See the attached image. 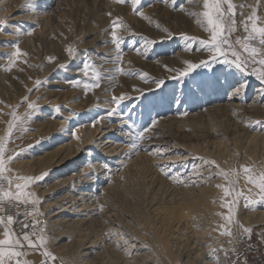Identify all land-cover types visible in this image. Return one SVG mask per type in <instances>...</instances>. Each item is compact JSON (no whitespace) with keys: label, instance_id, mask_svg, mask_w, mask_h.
<instances>
[{"label":"rangeland","instance_id":"374dc122","mask_svg":"<svg viewBox=\"0 0 264 264\" xmlns=\"http://www.w3.org/2000/svg\"><path fill=\"white\" fill-rule=\"evenodd\" d=\"M0 1V19H3L0 21L2 48L6 43L11 42L14 45L13 40L9 39L17 28L23 32L24 17L26 13H30V9L25 7L29 0ZM37 3L40 17H37V24L33 27L35 32L30 36L24 34L28 39L20 46L21 51L27 54L19 57L22 76L7 79L3 86L4 94L0 96V136L6 134V121H10L7 117L12 119L13 110L17 115L27 111V105L22 104L25 96H29L30 101H35L40 111L28 124L30 131L14 133L16 139L14 143L9 144V149L19 151L23 148L25 151L13 163L51 154L56 148L71 141L73 134L70 130L76 124L92 133V140L75 150L78 158L71 160L64 170L66 172L78 169L89 159L99 166L107 164L110 172L105 169L107 177L103 182L95 180L96 190L93 191L96 196L84 198L86 206L80 214L89 218L88 229L84 232L78 231L76 226L62 229L66 235L64 242L69 241L70 247L62 251L53 250L57 246L55 234L58 231L56 227L45 222L43 228L50 238L48 249L58 258L55 264H125L128 253L124 249L136 240L134 235L141 236L138 240L143 243L153 233L163 234L160 216L162 208L175 206V202L181 199L186 189L196 191L197 179H203L208 172L205 170L204 160H214L220 168L230 162L226 157H221L220 152L250 148L255 145L253 138H256V142L264 140V85L254 75L237 72L236 77L241 82L240 94H225L223 90H213L206 86L205 81L210 79L211 73L205 68H199L198 73H193L184 81L169 79L172 73L168 72L164 65L169 68H183L186 60L198 63L208 58L209 54L202 52L197 42L180 38L182 33L197 39L207 38L208 33L196 22L198 17L188 14L203 11V0H194L191 5L187 0H176L178 5L184 7V12L179 11L172 0H142L141 10L150 20L134 14L130 4H115L112 0H37ZM109 11L112 12L111 18L107 15ZM117 16L121 17L130 29L118 30V34L124 38L123 61L120 64H117L115 59V45L110 41L111 20ZM236 19L238 28L233 35L243 36L245 33L239 26L238 15ZM157 24L160 25L159 28L156 27ZM164 29H168L174 38L167 39ZM143 37L157 41L147 58L133 50L143 48ZM69 47L74 48V57L68 55ZM185 48L188 51H185ZM159 53L166 54L158 55ZM49 57H55V60L49 62ZM85 61L92 63L103 76L100 87L89 89L87 92L83 83L93 81L91 69L87 77L80 72ZM61 65L68 67L65 69ZM118 67L132 74L117 72ZM252 67L249 66L250 70ZM255 67L259 68L258 65ZM205 72L208 74L204 75ZM140 73H147L148 81L141 79L138 75ZM80 74L83 75L81 78ZM78 78L82 83L77 87L66 82ZM155 79L166 80L165 88L156 90L155 84L151 83ZM37 80L45 83L38 91L29 92V89H34ZM121 94L131 97L123 101L122 106H137L132 118L138 127L151 119H158L155 127L146 133L151 139L140 145L144 150L139 152L130 147L128 136L121 131L122 125L110 122L105 116L106 111L112 107V97ZM57 107L60 111H56ZM97 116H105V119L93 127L92 120ZM93 141L99 144L98 149L92 147ZM106 149H110L111 153ZM158 149L165 150L163 158L156 156ZM149 151L152 152L151 155ZM87 153H91L92 157L88 158ZM122 161L128 163L125 176L127 179L123 177L117 180L118 183H113L116 181L112 175L115 170L113 163ZM161 167L167 170V174L162 172ZM214 169L216 168L213 167L212 170ZM178 179L185 181L184 183L190 180V186L177 183ZM100 187H103L101 192L98 191ZM70 190L69 193L72 194ZM101 205L103 211L100 210ZM41 207L42 205L40 212L46 221L45 214L48 212ZM256 225L260 224H254L251 228ZM191 226L188 231L180 232L179 246H194L195 233L200 227ZM112 228L119 229V235H112L105 244L112 245L114 252L108 250L109 253L104 252L86 263H79L75 241L80 239V234L83 237L88 234L98 235L102 240L106 231ZM237 237L238 241L245 236L238 232ZM187 238L194 241H187ZM233 246L234 244L230 243L226 251ZM211 249L209 248L210 257L206 256V261L209 262L215 253L218 254V251L211 252ZM30 252L32 259L41 264L43 257L40 253L31 250ZM49 264L52 262L49 261ZM187 264H194V261L190 260Z\"/></svg>","mask_w":264,"mask_h":264},{"label":"snow or ice","instance_id":"6c2138e0","mask_svg":"<svg viewBox=\"0 0 264 264\" xmlns=\"http://www.w3.org/2000/svg\"><path fill=\"white\" fill-rule=\"evenodd\" d=\"M112 2L120 5L130 4L134 14L142 19L150 20L141 10L142 0H112ZM172 3L179 11H185L183 6L176 3V0H172ZM187 3L191 5L194 3V0H187ZM25 7L30 10H35L39 5L26 2ZM202 7L203 11L199 13L190 12L188 14L198 17L196 22L208 33L207 38L197 39L194 36H189L187 33H182L180 38L188 42H197L200 46V50L209 54L208 58L198 63L186 60L184 61L185 66L183 68H169L167 65H164L165 69L172 73L169 79L184 81L185 78L193 73H198L197 70L199 68H205L211 73L210 79L205 81L206 86L213 88V90H223L225 94L230 92L236 95L240 94L241 82L236 77L237 72L254 75L260 83L264 85V18L258 16L256 8H253L251 13L240 21L239 26H242L245 35L234 37L233 34L238 28L236 19L238 13L236 12L237 5L233 3V0H203ZM107 15L111 18L112 12L109 11ZM239 15L243 16V13ZM156 27L159 28L160 25L157 24ZM119 29L130 31L128 26L123 22V19L117 16L115 19L111 20L110 28V41L115 45V59L117 64L123 61L122 44L124 38L122 35L118 34ZM164 33L167 39L174 38L173 34L168 29H164ZM15 34L18 36L27 34L30 36L32 32L23 33L17 28ZM132 34L135 35L134 32ZM142 39L144 40L143 48L138 47L133 50L138 55H143L147 58L149 52L155 48L157 41L155 39H148L147 37H143ZM160 42L163 43V40ZM12 47L14 51L7 59L9 64L14 66L19 57L27 54L21 51L18 43L12 45ZM184 50L188 51L187 48ZM67 52L70 57H74L75 52L73 47H69ZM165 54L166 53H159L158 55ZM48 60L49 62H53L55 57H49ZM214 65L217 67H213ZM250 65L253 66L251 70L249 68ZM257 65L259 68L255 67ZM61 67L66 69L68 66L61 65ZM90 69L92 70L91 79L93 82L83 83L86 92L89 89L100 87V81L103 79L100 72H98L95 66L89 61L83 63L80 71L87 77ZM5 70L11 71V67ZM117 72H122L125 75L132 74L124 72V70L119 67L117 68ZM203 74L207 75L208 72ZM138 75L141 79L148 81L147 73H140ZM66 82L73 87H77L82 83L79 79ZM43 83L45 82L39 80L35 81L34 89H29V92L34 90L38 91ZM151 83L155 84L156 90L161 91L165 88L166 80L155 79L152 80ZM136 91L142 92L140 89H136ZM126 99H131V97H127L126 94L113 96L111 100L112 107L106 111L105 116L110 122L120 123L122 125L121 131L128 136L130 147L135 152H139L144 150L140 148V145L151 139L146 133L155 127L157 120L151 119L150 122H146L143 126L138 127L136 121L132 118V113L136 110L137 106L135 104L122 106V102ZM137 99H140V97H137ZM173 103H175V96L173 97ZM22 104L27 105V111L22 115H17V112L14 110L12 119L7 124L6 134L0 136V226H2L3 235V238L0 239V264H31L29 260L24 259L30 250L40 253L43 257L41 264H49V261L55 264L58 258L48 249L50 238L46 235L44 228L40 226L39 217L43 216V213L40 212L41 200L30 190L33 185L44 181L48 174L42 173L38 176H13V169L10 167V165L25 151L23 148L19 151L9 149V144L14 143L16 139L14 133H27L30 131L31 129L28 127V124L40 111L37 103L35 101H30L29 96L23 98ZM56 111H60V108L57 107ZM186 114L187 113H185V115ZM105 116H97L93 119L92 126L94 127L101 120L105 119ZM73 137L79 139L75 135V130L73 131ZM29 147H31V145ZM149 154L151 155L152 152L149 151ZM164 155L165 150L158 149L156 151V156L158 158H163ZM203 163L205 165V170L211 173L213 167H215L217 169L215 175L223 176L231 185L230 188L224 189L225 196L231 197V202L226 205L228 215L225 216V220L228 225L233 223L234 210L241 198H243L245 206L253 211L257 203L264 204V170H260L257 175L253 172L252 168L247 166L242 167V171L246 175V182L257 190L255 193V196H258L257 200L252 196V188L248 189V194H245V192L241 190H237L236 184L239 172L236 169L224 171L219 168V165H217L214 160H204ZM87 166L91 167L90 164ZM105 169L106 171L108 170L107 164H105ZM161 170L164 174H167L166 169L161 167ZM87 178H91V176ZM211 178L212 175L210 174L207 179L210 181ZM177 183L184 182L178 179ZM184 186L187 187L190 185L184 183ZM218 187L221 186L218 185ZM20 205H24L26 208L24 214L26 218L29 216L33 217L31 223H29L27 219L20 221L16 218L19 216L18 208ZM28 206H30V210H27ZM13 209H17L16 217L10 214ZM100 210L103 211L102 205ZM14 223H20V232H17L12 227ZM221 227H225V231L221 234L232 238L229 240V243L235 244L237 241L232 230L224 225ZM241 227L242 234H247L250 238L252 230L243 226ZM105 235L111 238L113 234L107 232ZM116 235H119V233ZM117 247L120 246L117 245ZM213 251L215 252L217 250L213 249ZM129 255H131V253H129Z\"/></svg>","mask_w":264,"mask_h":264},{"label":"bare ground","instance_id":"6f19581e","mask_svg":"<svg viewBox=\"0 0 264 264\" xmlns=\"http://www.w3.org/2000/svg\"><path fill=\"white\" fill-rule=\"evenodd\" d=\"M28 2L38 4L37 0H29ZM233 3L237 5L236 12L238 13L239 23L243 18L251 13L253 8H256L258 16L264 18V0H233ZM38 8L35 10H30V13H26L24 17L25 25L22 26L23 33L31 31L34 34L35 31L33 27L35 26V24H37V17H40L38 16ZM240 13H243V16L239 15ZM0 21H3V19H0ZM27 39L28 38L25 35L18 36L14 33L12 35V38H10L9 40H13L12 42L14 44L18 43L19 46H21L27 42ZM13 51L14 48L12 47L11 42L4 44L3 47L0 48V96L4 94L3 86L5 85L4 82L7 79L13 77L21 78L22 76V69L19 63L20 58H18L14 66L10 65L7 59V57ZM9 67H11V71H6L5 69ZM82 76L83 75H81L80 78ZM7 118L11 120L10 116H8ZM6 122L8 123V120ZM74 130L75 135L79 139L74 138L72 135V138L70 139L71 141L67 142V144L61 145L54 151L51 150L53 154L51 152V154H45L42 155V157H30L31 160H20V162L17 161V163L15 162L10 165V167L13 169V176H38L42 173L48 174L44 181L33 185L30 190L33 191L41 200V208L44 211L48 212L47 214H45L47 218L46 221L44 220V223L47 222L48 225L57 228L58 232L57 234H55V245L57 246L53 248V250L55 251H62V249L70 247L71 243L69 241L64 242L66 240V235H64L63 231L66 228L76 226L78 231L82 232L88 229L89 218H87V215L80 214V212H84V206H86V201L84 198L90 199L95 197L96 195L93 191L94 189L96 190L95 180H100L101 182H103L107 177L105 165L99 166L96 162H92L89 159L80 168L65 172L64 169L66 165L71 160L78 158V154L76 153L77 151L75 152V150H79V148L89 143L93 138L92 133L86 129H83L82 127H79V124L73 126L70 130V133L73 134ZM252 140L255 145L251 146L250 148H237L233 152H220L221 157H226L230 161L227 164H223L220 169L224 171L236 169L239 172L236 184L237 190H241L245 192V194H248V189L252 188V196L258 200V196H255L257 190L252 185L246 182V175L242 171L243 166L252 168L253 172L257 175L259 174L260 170H264V140H262L261 142H256V138H253ZM95 142L96 141L92 142V147L94 149H98L99 144ZM104 150L105 149H103V151ZM86 156L88 158H91L92 154L87 153ZM89 164L91 165V167L87 166ZM126 164L128 163H125L124 161L113 163V165L115 166V170L113 171L112 175L116 180L113 183H118L117 180H120L121 178L127 176ZM216 171L217 169L212 170L211 173H209V171H205L207 172V175L204 178L202 177L203 179H197L196 186L194 185L196 187V191L193 192L186 189L183 192L181 199L175 202V206L162 208V213H160V216L161 226L164 232H160H162L163 234L153 233L147 239V241L144 242L142 240L143 243L139 242L138 240L141 236L134 235V238L136 240H134L133 244L126 245V250H124L128 253V258L125 261V264H187L190 260L194 261V264H210L209 261H206V258H209L211 254L209 253V248L216 249L218 251V254L220 253L221 255H223L230 247L229 240L232 238L227 235L221 234L225 231V227H221L222 225L232 230L237 241L238 232L242 233L241 226L251 228V226L254 224L264 223V204L257 203L255 205V210L253 211L245 206L244 200L243 198H241L234 210L233 223L231 225H228L227 221L225 220V216L228 215L226 205L231 202V197L225 196L224 189L230 188L231 185L223 176L215 175ZM210 174L212 175V178L209 181L207 177ZM191 175L193 176L192 172ZM88 176H91V178H87ZM186 176H188V174ZM197 176H199V174ZM195 177L196 176L194 174L193 178ZM172 178L174 177L172 176ZM126 179L127 177H125V180ZM175 183L176 181L174 180L173 184ZM218 185H220L221 187H218ZM69 189L72 190H70L72 194L69 193ZM98 189L99 192L103 191V187H100ZM90 192H93V194L90 195ZM104 192L106 193L105 190ZM171 204L173 205L172 202ZM20 207L25 208L24 205H20ZM27 210H30V206ZM191 225H195L197 228L200 227V232L197 231L195 233L196 235L192 234L195 235V241L193 240L194 242L190 241V239L187 238L189 239L187 241L193 242L194 246L189 248V246L184 247L182 245V248V246H179L180 242L178 241L181 239L180 232H182L183 230L188 231V227H190ZM189 230L192 229L189 228ZM107 232H111L113 235H115L119 232V229L112 228L108 229L106 233ZM146 234L147 233H145V235ZM192 235H190V238ZM244 236H247V234H244ZM2 238V226H0V239ZM79 238L80 239L78 241H75L78 247L79 263H86L104 252L109 253L108 250L113 251L112 245L105 244L106 240L108 238L110 239L108 235H104L102 237V240L100 239V236H92L91 234L84 235V237L80 234ZM201 245H203V247H201ZM129 253H131V255H129ZM215 256H212V258ZM32 258L33 257L30 251L28 252V255L24 257V259L29 260L31 264H39Z\"/></svg>","mask_w":264,"mask_h":264},{"label":"built area","instance_id":"2783aa9c","mask_svg":"<svg viewBox=\"0 0 264 264\" xmlns=\"http://www.w3.org/2000/svg\"><path fill=\"white\" fill-rule=\"evenodd\" d=\"M19 216L16 217L17 209H13L10 214L20 221L27 219L32 222L33 217H25L26 208H18ZM40 226H44V217H39ZM17 232H20V223H14L12 226ZM251 235L240 238L234 246L223 255L220 253L212 258L210 264H264V223L251 228ZM227 253V255H226Z\"/></svg>","mask_w":264,"mask_h":264}]
</instances>
